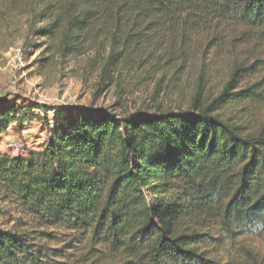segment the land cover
<instances>
[{"label":"trees","instance_id":"1","mask_svg":"<svg viewBox=\"0 0 264 264\" xmlns=\"http://www.w3.org/2000/svg\"><path fill=\"white\" fill-rule=\"evenodd\" d=\"M4 29L62 57L108 39V65L166 43L171 62L198 65L199 87L183 112L67 109L43 153L0 154V264H220L264 237V128L241 117L264 103V0H0L1 48ZM27 111L0 96V145Z\"/></svg>","mask_w":264,"mask_h":264},{"label":"rangeland","instance_id":"2","mask_svg":"<svg viewBox=\"0 0 264 264\" xmlns=\"http://www.w3.org/2000/svg\"><path fill=\"white\" fill-rule=\"evenodd\" d=\"M25 23L26 18L14 21L23 31ZM6 32L4 29L2 38L6 37V41L0 47V96L16 101L18 109L26 108L28 111L22 116L27 115L28 120L22 127L13 124L2 136V155H22L16 153L14 145L25 147L24 156L31 152L43 153L54 119L67 109H104L116 115L154 113L158 109L183 112L190 109L199 87L198 65L171 62L164 54L170 48L166 43L138 50L119 48L114 64L108 65L111 50L108 39L102 38L84 50L62 57L52 51L46 38ZM203 58L211 60L212 54L195 59ZM223 86L224 74L213 76L212 82L205 86V97L218 96ZM230 114L227 112L226 116ZM241 117L249 130L264 128V103L244 109ZM51 232L59 237L69 235L61 230ZM43 243L48 250L64 249L68 255L69 249L64 244L55 240ZM240 247L238 257L222 251L216 259L220 264L233 260V264H264V237L243 239Z\"/></svg>","mask_w":264,"mask_h":264},{"label":"built area","instance_id":"3","mask_svg":"<svg viewBox=\"0 0 264 264\" xmlns=\"http://www.w3.org/2000/svg\"><path fill=\"white\" fill-rule=\"evenodd\" d=\"M15 146V151L16 153L22 154L24 155L26 152V149L24 146H18V145H14Z\"/></svg>","mask_w":264,"mask_h":264}]
</instances>
